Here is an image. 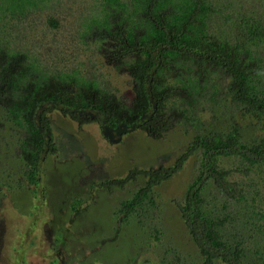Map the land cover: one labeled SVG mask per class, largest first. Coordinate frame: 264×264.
Listing matches in <instances>:
<instances>
[{"label": "rangeland", "instance_id": "rangeland-1", "mask_svg": "<svg viewBox=\"0 0 264 264\" xmlns=\"http://www.w3.org/2000/svg\"><path fill=\"white\" fill-rule=\"evenodd\" d=\"M105 1L44 0L23 14L3 17L0 13V53H16L19 63L14 64L13 75L22 70L26 55L54 75L77 71L94 80L99 92L115 104L131 107L136 96L131 66L138 56L114 61L113 53L121 51L115 39L99 37L100 29L90 23L100 15L120 20L121 9ZM214 3L219 9L230 4L234 20L224 21L222 13L210 15L211 33L229 34L239 41L245 37L235 24L237 19L254 17L256 21L263 14L262 0ZM252 50L264 53V43ZM200 65L169 61L164 66L162 86L171 95L161 116L167 121L155 124L152 136L122 124L118 132L103 134L97 123L80 125L56 111L48 112L51 142L44 146L36 186L28 182V167L22 159L27 131L14 123L5 98L0 97V264H205L180 211L187 188L205 165L202 149L193 148V143L235 129L240 143H257L264 138V114H246L231 101L226 93L230 86L226 69L208 62ZM192 75L215 85L213 91H205L214 95L187 108L184 100L189 97L183 87ZM63 88L74 90L75 86ZM236 160L222 158L217 164L230 171L224 183L232 191L231 198L224 197L211 179L200 193L205 200L202 211L209 217L228 215L220 234L242 242L248 258L243 262L258 264V255L264 254V231L251 214L252 205L235 199L244 194L251 200L256 191L253 199L261 205L264 167L255 164L245 171ZM159 168L176 170L152 189L154 206L145 201L135 213H120L121 203L132 200L146 186L145 173ZM131 172L135 175L128 177ZM209 264L223 263L212 259Z\"/></svg>", "mask_w": 264, "mask_h": 264}, {"label": "trees", "instance_id": "trees-1", "mask_svg": "<svg viewBox=\"0 0 264 264\" xmlns=\"http://www.w3.org/2000/svg\"><path fill=\"white\" fill-rule=\"evenodd\" d=\"M40 1L44 0H0V13L3 17L23 14ZM262 2L264 5V0ZM105 3L107 6L112 3L111 8L121 9L120 20L116 22L113 16L100 15L90 23H95L97 30L100 29L99 37L115 39V47L121 51L113 53L114 61L119 60L118 57L138 56L131 66L135 84L132 90L136 96L129 108L119 106L105 97L106 93L99 92L94 80L80 76L77 71H60L54 75L26 55L27 61L22 70L13 75L14 64L19 65L14 59L17 54L0 53V69L3 71L0 97L5 98L7 113L14 123L20 128L24 127L29 136L25 141L27 144H21L22 159L28 167L25 171L28 182L35 186L39 183V165L44 146L51 142L50 126L46 120L48 112L56 111L80 125L97 123L103 129V134L110 135L119 130L122 124L128 128L142 129L152 136L156 132L155 124L162 122L164 125L167 121L161 115L163 105L171 94L166 93V88L162 86V71L169 61H191L201 64L200 67L208 62L226 69L230 79L226 93L231 101L243 108L246 114H264V53L252 50L264 43V25L260 23L264 19V6L261 18L256 21L254 17L249 19L241 16L237 19L235 24L245 37V41H239L237 38L232 39L229 34L213 35L207 25L209 16L216 13H222L224 21H233V15L229 12L230 4L219 9L214 0H130L127 4L119 0H106ZM90 28L89 24L87 29ZM205 80L199 81L193 75L187 79L183 87L189 97L188 100L183 99L187 108L201 99H212L214 93L208 95L205 91H213L215 85L212 87ZM68 85L75 86L74 90L63 88ZM195 121L197 125L200 122L197 119ZM193 144V148L202 149L206 159L200 175L187 188L185 205L180 207L183 222L205 264H209L212 259H219L223 264H246L243 261L248 259L247 251L241 247L242 242L236 239L231 241L220 234L219 227L224 225L229 216L209 217L202 211L204 198L200 193L212 179L218 191L224 197H230L228 194L232 191L224 183L230 171L217 165L219 159L240 160L245 171H248L247 166L255 164L264 167V138L254 144L240 143L235 129L229 133L216 134L209 140L198 138ZM175 170L159 168L158 171L146 172L149 178L146 186L139 189L132 200L121 203L123 209L120 213H135V209L142 208L145 201H149L150 207L154 206L150 198L152 189L168 179ZM130 175H135V172H131L128 177ZM257 196L255 191L253 197ZM238 197L235 202L244 201L252 205L251 214L258 220L261 231H264V197H260L261 205L253 197L251 200L244 194ZM261 222L263 225H260ZM258 262L264 264V254L258 255ZM161 264H165L164 261Z\"/></svg>", "mask_w": 264, "mask_h": 264}]
</instances>
